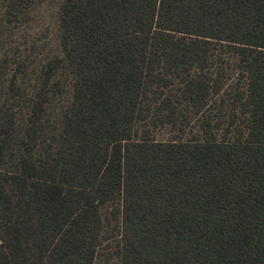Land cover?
Returning a JSON list of instances; mask_svg holds the SVG:
<instances>
[{
  "label": "trees",
  "instance_id": "trees-1",
  "mask_svg": "<svg viewBox=\"0 0 264 264\" xmlns=\"http://www.w3.org/2000/svg\"><path fill=\"white\" fill-rule=\"evenodd\" d=\"M0 264H264V0H0Z\"/></svg>",
  "mask_w": 264,
  "mask_h": 264
}]
</instances>
